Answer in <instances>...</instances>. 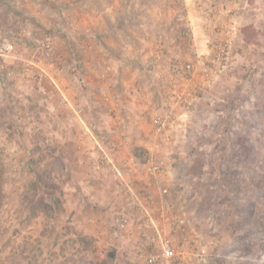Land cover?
I'll return each mask as SVG.
<instances>
[{
	"label": "rangeland",
	"instance_id": "rangeland-1",
	"mask_svg": "<svg viewBox=\"0 0 264 264\" xmlns=\"http://www.w3.org/2000/svg\"><path fill=\"white\" fill-rule=\"evenodd\" d=\"M2 43L0 264H148L151 219L264 264V0H0Z\"/></svg>",
	"mask_w": 264,
	"mask_h": 264
},
{
	"label": "built area",
	"instance_id": "built-area-1",
	"mask_svg": "<svg viewBox=\"0 0 264 264\" xmlns=\"http://www.w3.org/2000/svg\"><path fill=\"white\" fill-rule=\"evenodd\" d=\"M15 53V47L11 43H2L0 44V57L1 58H10L13 57ZM2 69L5 68V65H1ZM173 68L179 69L178 66H174ZM180 68L184 69L186 73L191 74L192 70L194 69V64L193 63H187L181 66ZM163 78V75H162ZM66 106H69L70 103L68 100L65 101L64 103ZM155 123L157 124L158 127H165L166 125V119L162 120V117H156L155 118ZM108 168L109 170L113 171L116 174L117 177L122 178V173L121 171L117 168V166L112 162L111 160H108ZM147 172L149 175L153 176H159L163 173V164L162 163H150L147 166ZM156 236L154 237V241H156L157 246L156 249L157 251L152 252L149 254L146 258V261L148 264H165L168 263L169 261L173 260L176 258V246L174 244V241L172 238L169 237H163L162 234L159 231V228L157 227L155 221L153 219L150 220ZM128 224V217L126 215H123L119 218L118 220V229H124ZM178 226L183 229L184 227V222L183 221H178Z\"/></svg>",
	"mask_w": 264,
	"mask_h": 264
},
{
	"label": "trees",
	"instance_id": "trees-1",
	"mask_svg": "<svg viewBox=\"0 0 264 264\" xmlns=\"http://www.w3.org/2000/svg\"><path fill=\"white\" fill-rule=\"evenodd\" d=\"M2 200H3V193H2V188H1V177H0V209L2 207Z\"/></svg>",
	"mask_w": 264,
	"mask_h": 264
}]
</instances>
